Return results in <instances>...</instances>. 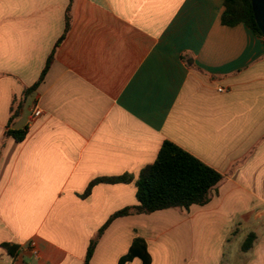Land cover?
<instances>
[{"label":"crops","instance_id":"crops-1","mask_svg":"<svg viewBox=\"0 0 264 264\" xmlns=\"http://www.w3.org/2000/svg\"><path fill=\"white\" fill-rule=\"evenodd\" d=\"M223 2L0 0V264H84L166 140L223 176L211 200L115 218L90 264H120L136 239L151 264H264V40L223 25ZM195 228L204 254L179 259Z\"/></svg>","mask_w":264,"mask_h":264},{"label":"trees","instance_id":"trees-1","mask_svg":"<svg viewBox=\"0 0 264 264\" xmlns=\"http://www.w3.org/2000/svg\"><path fill=\"white\" fill-rule=\"evenodd\" d=\"M220 20L223 25L229 27L241 23L245 24L264 40V35L258 28L254 18L251 0H224ZM69 21L70 5L66 11L67 28ZM52 59L53 54L50 55L40 79L33 86L24 90L21 104L43 80ZM10 127L11 121L7 125L6 136H11L17 141H23L26 138L29 130L27 127L18 130L10 129ZM222 178L223 176L218 171L189 152L168 140L164 141L153 163L143 167L136 178L137 203L116 211L104 223L96 236L90 241L84 264L91 263L99 239L115 218L127 215L150 214L168 208L188 210L192 205H205L211 200L212 193ZM132 180V176L128 174L96 178L89 183L82 197L88 196L92 188L98 183H129ZM255 239V234H250L243 243L242 250L244 252L248 251L253 246ZM1 246L10 255H16L18 250L16 245L3 243ZM135 257L141 259V264H151L152 262L151 254L142 239H136L133 242L128 253L120 259V264L131 261Z\"/></svg>","mask_w":264,"mask_h":264},{"label":"rangeland","instance_id":"rangeland-1","mask_svg":"<svg viewBox=\"0 0 264 264\" xmlns=\"http://www.w3.org/2000/svg\"><path fill=\"white\" fill-rule=\"evenodd\" d=\"M199 229L200 228H195L193 247H191L190 242H189L190 237H188V240H187L188 242L186 244L185 251H182V249H181L182 247L176 246V251H171V253L174 254L179 259H181L182 257H183L182 259H184L186 256L188 260H189V256L191 255L192 251H193V253L195 252L196 255L197 254L203 255L204 253H202L201 249L203 247H205L204 243H207L208 238H204L203 233H202V229L201 230H199Z\"/></svg>","mask_w":264,"mask_h":264},{"label":"water","instance_id":"water-1","mask_svg":"<svg viewBox=\"0 0 264 264\" xmlns=\"http://www.w3.org/2000/svg\"><path fill=\"white\" fill-rule=\"evenodd\" d=\"M256 24L264 35V0H251Z\"/></svg>","mask_w":264,"mask_h":264},{"label":"built area","instance_id":"built-area-1","mask_svg":"<svg viewBox=\"0 0 264 264\" xmlns=\"http://www.w3.org/2000/svg\"><path fill=\"white\" fill-rule=\"evenodd\" d=\"M219 90L222 91L223 88H219ZM31 112H32L31 119H34V118L38 117L41 114V110L39 108H35V107L31 110ZM31 245L33 247L32 248L33 249V253L37 254V250L35 249V243L31 242Z\"/></svg>","mask_w":264,"mask_h":264}]
</instances>
